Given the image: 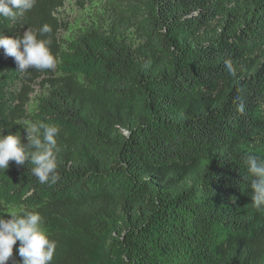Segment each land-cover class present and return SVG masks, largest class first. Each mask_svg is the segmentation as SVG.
Masks as SVG:
<instances>
[{"label":"trees","instance_id":"1","mask_svg":"<svg viewBox=\"0 0 264 264\" xmlns=\"http://www.w3.org/2000/svg\"><path fill=\"white\" fill-rule=\"evenodd\" d=\"M64 1L0 16L5 36L49 25L38 38L57 61L20 72L0 48V131L60 129L58 182L10 161L0 216L39 213L51 264H264L244 179L247 156L264 159V0H107L98 27L61 44Z\"/></svg>","mask_w":264,"mask_h":264},{"label":"clouds","instance_id":"2","mask_svg":"<svg viewBox=\"0 0 264 264\" xmlns=\"http://www.w3.org/2000/svg\"><path fill=\"white\" fill-rule=\"evenodd\" d=\"M35 0H0V16L15 20L31 10ZM51 32L47 24L38 30L27 29L20 37L0 35V48L6 56L13 57L18 71L29 69L52 70L57 61L50 50V39H40ZM233 72L230 62H227ZM241 111L243 107L241 106ZM26 129L27 143H23L20 133L4 135L0 131V170H6L9 162L33 165L31 172L40 184H56L60 179L57 172V139L59 127L44 122L33 123ZM250 179L252 206L264 211V159L248 155L245 160ZM10 219L0 216V264H8L13 255V246L19 241L17 253L20 264H51L57 247L56 241L49 238L42 227L44 221L37 212L22 210L12 213Z\"/></svg>","mask_w":264,"mask_h":264},{"label":"rangeland","instance_id":"3","mask_svg":"<svg viewBox=\"0 0 264 264\" xmlns=\"http://www.w3.org/2000/svg\"><path fill=\"white\" fill-rule=\"evenodd\" d=\"M109 8L107 0H65L56 16L66 25L65 30L59 33L61 44L74 39L79 33L89 28H96L104 21L105 14ZM132 33L129 34L131 36ZM43 94L39 86H34V93L28 105V111H35L37 98ZM7 213H19L22 207H7Z\"/></svg>","mask_w":264,"mask_h":264}]
</instances>
